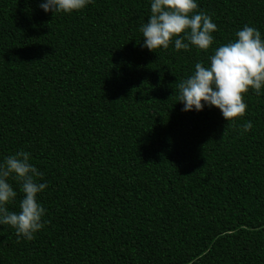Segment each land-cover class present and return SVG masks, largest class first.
Here are the masks:
<instances>
[{"label": "trees", "instance_id": "16d2710c", "mask_svg": "<svg viewBox=\"0 0 264 264\" xmlns=\"http://www.w3.org/2000/svg\"><path fill=\"white\" fill-rule=\"evenodd\" d=\"M42 2L0 0V161L28 152L48 185L34 239L0 225V264H264V89L223 135L177 88L245 25L264 36V0H197L215 43L155 52L151 0Z\"/></svg>", "mask_w": 264, "mask_h": 264}, {"label": "clouds", "instance_id": "9594fccd", "mask_svg": "<svg viewBox=\"0 0 264 264\" xmlns=\"http://www.w3.org/2000/svg\"><path fill=\"white\" fill-rule=\"evenodd\" d=\"M92 0H43L45 13L72 14L83 10ZM143 47L149 51L167 50L174 43L175 50L188 51L195 47L207 51L215 43L213 33L217 25L199 10L197 0H151L150 16L140 27ZM236 39L213 49L210 64H195L194 72L177 84L179 103L184 112L203 111L204 106L220 110L227 121L225 131L246 115L244 96L252 90L259 95L264 89V36L255 27L245 25L235 33ZM253 124L246 121L242 132ZM31 154L23 150L5 156L0 161V225L11 227L18 238L31 241L44 227L46 209L39 194L47 188L42 183L43 172L31 162ZM22 194L19 211L9 205Z\"/></svg>", "mask_w": 264, "mask_h": 264}]
</instances>
